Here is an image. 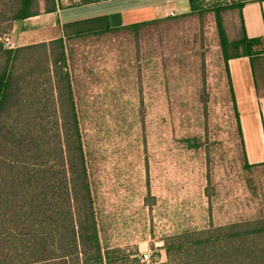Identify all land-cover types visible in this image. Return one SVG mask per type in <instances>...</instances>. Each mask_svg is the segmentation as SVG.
I'll use <instances>...</instances> for the list:
<instances>
[{"label":"rangeland","instance_id":"obj_1","mask_svg":"<svg viewBox=\"0 0 264 264\" xmlns=\"http://www.w3.org/2000/svg\"><path fill=\"white\" fill-rule=\"evenodd\" d=\"M202 6L67 43L103 246L152 264L172 260L175 236L264 220V166L245 158L216 22L239 38L237 4Z\"/></svg>","mask_w":264,"mask_h":264},{"label":"trees","instance_id":"obj_2","mask_svg":"<svg viewBox=\"0 0 264 264\" xmlns=\"http://www.w3.org/2000/svg\"><path fill=\"white\" fill-rule=\"evenodd\" d=\"M37 1L0 0V38L10 35L15 22L38 15ZM59 1L45 0L47 13L57 11ZM203 1L191 0L188 15L116 30L106 16L67 24L63 37L49 44L8 48L0 41V264H143L139 256L103 246L67 43L188 18ZM235 7L240 13L243 6ZM240 19L241 35L230 40L216 11L245 148L229 61L248 57L255 73L264 38H249ZM166 249L172 259L167 264H264V220L187 232Z\"/></svg>","mask_w":264,"mask_h":264},{"label":"crops","instance_id":"obj_3","mask_svg":"<svg viewBox=\"0 0 264 264\" xmlns=\"http://www.w3.org/2000/svg\"><path fill=\"white\" fill-rule=\"evenodd\" d=\"M242 5L245 32L249 38H264V0H233ZM57 11L47 13L45 0H38V15L17 21L12 42L17 47L49 44L63 37L65 25L98 17H108L112 30L150 23L191 13V0H60ZM241 21V19H240ZM256 71L248 57L229 61V72L240 114L246 157L250 165L264 164V56Z\"/></svg>","mask_w":264,"mask_h":264},{"label":"built area","instance_id":"obj_4","mask_svg":"<svg viewBox=\"0 0 264 264\" xmlns=\"http://www.w3.org/2000/svg\"><path fill=\"white\" fill-rule=\"evenodd\" d=\"M0 41L8 48L13 47V42L10 35L3 36L2 38H0ZM139 259L143 264H152L150 254L141 255L139 256Z\"/></svg>","mask_w":264,"mask_h":264}]
</instances>
